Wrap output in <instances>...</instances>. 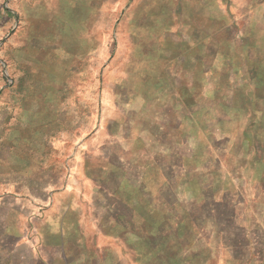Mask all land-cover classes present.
<instances>
[{"label": "rangeland", "instance_id": "374dc122", "mask_svg": "<svg viewBox=\"0 0 264 264\" xmlns=\"http://www.w3.org/2000/svg\"><path fill=\"white\" fill-rule=\"evenodd\" d=\"M0 264H264V0H0Z\"/></svg>", "mask_w": 264, "mask_h": 264}]
</instances>
